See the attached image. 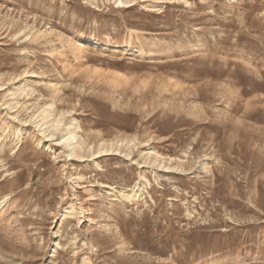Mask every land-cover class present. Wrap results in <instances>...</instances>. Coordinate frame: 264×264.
Returning <instances> with one entry per match:
<instances>
[{
  "label": "rangeland",
  "instance_id": "rangeland-1",
  "mask_svg": "<svg viewBox=\"0 0 264 264\" xmlns=\"http://www.w3.org/2000/svg\"><path fill=\"white\" fill-rule=\"evenodd\" d=\"M0 202V264H264V0H0Z\"/></svg>",
  "mask_w": 264,
  "mask_h": 264
},
{
  "label": "bare ground",
  "instance_id": "bare-ground-1",
  "mask_svg": "<svg viewBox=\"0 0 264 264\" xmlns=\"http://www.w3.org/2000/svg\"><path fill=\"white\" fill-rule=\"evenodd\" d=\"M137 52H138V54L141 55V56L144 54L143 50H138ZM54 104H55V102L52 103V106H54ZM48 110H49V109H48ZM50 115H51L50 112H45L43 118H44V119H48V118L50 117ZM60 121H61V120H58V122H60ZM67 134H68L69 137H71V138H72V136H74V135H73L74 132L71 131V130H67ZM123 192H124V191H123ZM123 192H122V193H123ZM122 193H121V194H122ZM131 194H132V195H131ZM136 194H137V193H136ZM136 194H133V192H131V193L123 194V195H124V196H127V199H128V197L132 198L131 196H134V195L136 196ZM124 196H123V197H124ZM1 204H2V202H0V205H1Z\"/></svg>",
  "mask_w": 264,
  "mask_h": 264
}]
</instances>
